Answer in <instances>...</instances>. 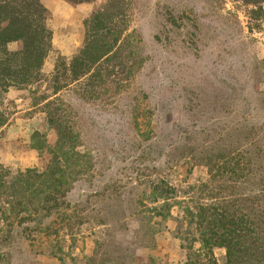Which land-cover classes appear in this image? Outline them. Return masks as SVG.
I'll return each instance as SVG.
<instances>
[{"label":"rangeland","instance_id":"1","mask_svg":"<svg viewBox=\"0 0 264 264\" xmlns=\"http://www.w3.org/2000/svg\"><path fill=\"white\" fill-rule=\"evenodd\" d=\"M104 1L41 0L52 32L43 81L10 88L0 102L7 118L0 126L1 164L44 167L46 159L30 148L29 138L39 130L55 141L44 111L48 100L74 123L78 149L90 162L66 194L65 209L47 219L48 231L25 237L16 217L0 213V264L183 261L186 251L174 232L178 208L160 232L148 233L140 202L148 203L151 182L168 177L184 188L207 179L206 167L188 147L225 138L223 128L243 119L246 103L251 118L264 120V21L255 25L238 0H131L124 34L131 41L134 75H114L101 90L80 79L53 93L57 57L69 60L83 44V20ZM213 254L225 260L223 248Z\"/></svg>","mask_w":264,"mask_h":264},{"label":"trees","instance_id":"2","mask_svg":"<svg viewBox=\"0 0 264 264\" xmlns=\"http://www.w3.org/2000/svg\"><path fill=\"white\" fill-rule=\"evenodd\" d=\"M238 1L248 6L255 25L264 21V0ZM130 2L105 0L83 20V44L69 60L62 55L56 59L53 93L80 79L88 86L105 88L114 75L124 79L134 75L137 68L131 41L124 34ZM48 16L41 0H0V102L10 88L25 89L43 81L42 65L52 47ZM262 64L264 67V58ZM53 102H45L44 111L55 141L49 143L39 130H33L29 138L30 148L46 159L44 167L11 169L0 163V204L6 206L0 205V213L16 217L25 237L30 236L28 232L51 228L47 219L65 209L66 194L90 167L78 149L80 137L74 123ZM261 106L264 108V96ZM253 114L246 103L241 109L243 119L232 120L223 128L225 138L214 139L209 146L188 147L192 159L206 167L207 179L182 188L163 177L151 182L148 203L140 202L151 236L172 218L175 207L179 209L174 232L186 254L177 264H264V120H254ZM6 121L0 111V126ZM216 247L225 250L223 262L213 254ZM148 264L156 262L152 259Z\"/></svg>","mask_w":264,"mask_h":264}]
</instances>
